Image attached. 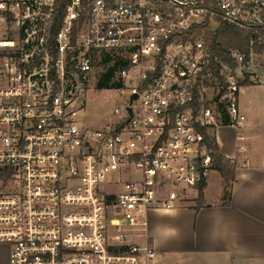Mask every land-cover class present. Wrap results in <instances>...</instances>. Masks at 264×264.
I'll return each mask as SVG.
<instances>
[{"label": "built area", "instance_id": "1", "mask_svg": "<svg viewBox=\"0 0 264 264\" xmlns=\"http://www.w3.org/2000/svg\"><path fill=\"white\" fill-rule=\"evenodd\" d=\"M222 24L249 35V56L227 51L236 67L207 43ZM263 56L264 0H0L8 264H157L148 214L206 183L205 132L242 127L241 82H256ZM117 64L126 102L89 127L86 94Z\"/></svg>", "mask_w": 264, "mask_h": 264}, {"label": "crops", "instance_id": "2", "mask_svg": "<svg viewBox=\"0 0 264 264\" xmlns=\"http://www.w3.org/2000/svg\"><path fill=\"white\" fill-rule=\"evenodd\" d=\"M241 92L242 127L214 132L221 154L235 165L234 180L226 185L212 169L201 201L197 193L148 214L146 240L158 252V264H264V114ZM238 134L245 137V152L237 151Z\"/></svg>", "mask_w": 264, "mask_h": 264}, {"label": "rangeland", "instance_id": "3", "mask_svg": "<svg viewBox=\"0 0 264 264\" xmlns=\"http://www.w3.org/2000/svg\"><path fill=\"white\" fill-rule=\"evenodd\" d=\"M261 59L264 61V56ZM260 64L261 62H258L256 65ZM257 69H259V78L256 76V82L250 81L251 85L245 86L242 89L241 96L246 100L253 99L257 101L258 106L263 110L262 114H264V86H262L264 85V82H261L262 77H264V66ZM109 70V67L106 66L100 65L98 67V72L96 74L94 84L91 85L86 94V105L82 110L79 111V121L89 127H96L101 125L104 120H107L113 116V112L116 108H123L126 102V96H121V91L112 88H98V83ZM212 175L213 172L211 171L208 175V178H210V176L212 177ZM197 193L198 190L188 191L187 197H194L197 195ZM139 241L141 240L139 239ZM0 264H8L6 251H3L2 249H0Z\"/></svg>", "mask_w": 264, "mask_h": 264}, {"label": "trees", "instance_id": "4", "mask_svg": "<svg viewBox=\"0 0 264 264\" xmlns=\"http://www.w3.org/2000/svg\"><path fill=\"white\" fill-rule=\"evenodd\" d=\"M207 43L212 47L216 54H218L222 60L232 67H236L235 63L228 54L229 49H237L249 56V35L237 28L229 26L227 24H222L221 27L207 36ZM257 53H261V48H256ZM116 68L110 70L104 78L98 83L99 89H110L115 88L117 84H111V80L115 74ZM242 86L251 85L248 78L241 82ZM206 144L211 152L213 158V170H216L223 177L226 185H229L234 180L235 165L227 160L220 152L219 146L215 136L205 132ZM203 197V186L198 188V201H201Z\"/></svg>", "mask_w": 264, "mask_h": 264}, {"label": "water", "instance_id": "5", "mask_svg": "<svg viewBox=\"0 0 264 264\" xmlns=\"http://www.w3.org/2000/svg\"><path fill=\"white\" fill-rule=\"evenodd\" d=\"M135 99H137V95H134L131 100L133 101Z\"/></svg>", "mask_w": 264, "mask_h": 264}]
</instances>
